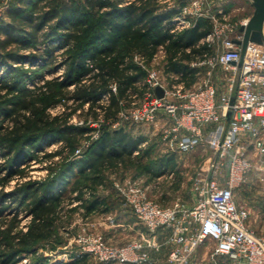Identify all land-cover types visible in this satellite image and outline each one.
<instances>
[{
    "label": "trees",
    "instance_id": "1",
    "mask_svg": "<svg viewBox=\"0 0 264 264\" xmlns=\"http://www.w3.org/2000/svg\"><path fill=\"white\" fill-rule=\"evenodd\" d=\"M25 1L27 7H11L10 20L0 24L6 33L0 39V60L40 58L55 64L53 69L61 62L65 71L50 78L41 73L40 83L27 88L20 84L26 71L20 68L11 74L18 68L10 63L0 81V158L4 160L0 185L8 184L15 174L24 176L26 162L40 158L38 152L45 144L55 140L60 145L44 152L50 172L46 178L18 182L9 198L0 191V264H19L29 252L38 255L42 240L61 242V222L80 207L87 213L109 211L107 198L97 194L107 184L106 171L132 165L155 178L175 168L173 155L147 163L150 147L134 153L143 137L123 124L113 128L111 123L148 90L147 71L136 56L151 65L162 48L164 72L178 74L175 82L191 87L201 69L190 63L212 49L201 42L214 27L209 17L198 16L192 26L171 31L169 25L179 10H163L161 0ZM40 41L44 45L35 52L20 53ZM57 49H61L59 60ZM61 103L64 110L52 113ZM74 117L82 123H73ZM98 120L103 129L88 143L96 130L91 124ZM4 168L8 175L1 174ZM21 215L30 217L25 229L20 226ZM31 264L47 263L37 257Z\"/></svg>",
    "mask_w": 264,
    "mask_h": 264
},
{
    "label": "built area",
    "instance_id": "2",
    "mask_svg": "<svg viewBox=\"0 0 264 264\" xmlns=\"http://www.w3.org/2000/svg\"><path fill=\"white\" fill-rule=\"evenodd\" d=\"M186 12L172 19L171 31L191 25L187 26L190 20ZM208 17L214 27L202 42L212 47L217 41L218 48L191 63L204 66V75L189 88L182 83L170 85L161 79L160 70L136 56L147 71L144 83L148 90L139 105L124 108L111 126L118 128L124 120L149 123L164 114L163 141L168 149L188 153L207 144L219 154L217 166L227 162V174H197L193 182L196 200L192 204L177 199L163 206L149 197L138 180L118 184L123 204L144 227L139 235L127 243L114 244L102 232L85 231L79 237L78 249L55 256L50 264L73 262L86 255L92 256L95 264H194V252L207 241L213 243L215 254L224 255L233 264H264V236L251 228L250 210L238 203L235 194L255 166L250 152L260 156L264 166V23L263 42L249 40L243 52L242 43L237 41L244 40L240 27L247 26L250 18L229 24L224 21L226 17ZM162 52L161 48L154 60ZM216 68L225 75L221 86L214 80L218 78ZM157 85L164 88L162 97L155 91ZM262 165L259 168L264 169ZM109 220L122 226L114 218ZM161 230L168 231L164 240L159 237ZM165 247L167 256L160 261L151 251Z\"/></svg>",
    "mask_w": 264,
    "mask_h": 264
},
{
    "label": "rangeland",
    "instance_id": "3",
    "mask_svg": "<svg viewBox=\"0 0 264 264\" xmlns=\"http://www.w3.org/2000/svg\"><path fill=\"white\" fill-rule=\"evenodd\" d=\"M61 2H74V3H83L84 0H60ZM182 0H162L160 1L163 5V8L166 10L172 8H178ZM185 4L182 7V11H187L186 15H189L190 23L187 24L192 26L194 20L198 16L208 17L209 15L216 14L220 9H223V12L227 11L226 21L229 24L240 23L246 18H250L253 15L255 6L252 3V0H185ZM27 7V1L25 0H0V24H4L10 20L8 16V10L14 6ZM54 22V20H53ZM188 26V27H190ZM184 29L183 27L178 30ZM235 34V33H234ZM6 33L0 29V39H4ZM43 41V40H42ZM55 43L56 40H54ZM36 47H31L27 50H21L20 53H30L35 52L36 48L43 47L44 43L37 42ZM211 52H215L218 48V42L215 41L212 44ZM210 52V53H211ZM57 56L56 59H60V50L54 52ZM158 57L151 63V68L160 70L161 79L165 83L170 85L179 84L175 80L178 78L176 74H166L164 72V62L165 58L163 56ZM34 61L30 62L26 59L24 62H4L0 60V81L6 75V72L9 71V66H13L16 69L11 74L19 73L20 68L26 72L22 75L20 84L27 88H34L37 84L40 83L42 74L46 78L57 74H62L65 69L61 65V62H57L56 68H52L55 64H50L40 58H33ZM8 63V66L5 67V64ZM11 63V65H10ZM201 73L199 77L201 78L206 69L204 66H199ZM50 69V70H49ZM53 69V70H51ZM218 75L214 77L219 85L221 86L225 83V75L216 68ZM42 73V74H41ZM200 80V79H199ZM106 99H103L105 101ZM141 99L137 101L140 103ZM135 103L137 106L139 104ZM65 104L61 103L57 107L53 108L52 113L61 112L64 110ZM2 119V118H0ZM101 120L93 122L91 125L96 127V130L93 132L91 137L87 139L89 143L92 139L97 138L100 132L103 129V126L100 123ZM167 121V117L164 114H159L153 122H135L130 120H124L123 125L128 130H131L135 135L145 136L148 138L149 143L145 147H150L151 155L146 159L147 163H157L164 155L168 153H173L175 157V170L172 172V167L165 169V173L155 178H150L148 175L143 173L141 169L134 168L132 165L129 167H118L111 169L105 172L107 184L104 187H100L98 195H104L107 198V201L110 207V210L104 212L102 208L96 209L92 212L87 213L84 207H80L77 210L73 211L67 218L61 222V227L58 231L59 239L61 242L42 240L38 242L37 249L38 255H33L30 252L23 254L22 260L19 264H31L35 259L42 258L45 263L50 264L55 256L71 253L72 251L78 249L79 246V237L84 235L85 231L87 232H102L106 235L108 240L114 244H124L138 236L137 229L140 230V224L136 223L135 229L130 231L129 228H120L121 226L113 225L109 217L114 218L116 222L124 223L128 219L135 220V217H132L127 214L122 205V198L118 193L117 185L123 183L127 180H138V182L146 188L148 195L154 201L160 203L163 206L172 205L177 199L181 201L192 204L191 202V189L194 182L195 175L198 173L207 175V176H218L224 177L227 174L228 164L227 162L223 163L221 166H217L219 160V154L215 153L207 144H201L199 147L188 153H180L177 150L169 149L163 141V124ZM73 123H82V120L78 117L72 119ZM87 142L85 145H87ZM60 145L59 141H51L48 144H45L43 150L38 152V159H29L26 163L25 175L20 176L15 174L8 184L5 186L0 185V191L4 192V196L9 198L11 190H13L18 182L26 180H42L49 175L48 164L49 160H46L43 155L45 151L51 149H56ZM83 146V147H84ZM144 147V148H145ZM168 152V153H167ZM252 156L254 167L249 171L247 175V181L242 183L235 190L236 199L240 205L246 206L250 210V219L249 225L253 228L256 233L264 236V169L259 168L262 163L259 160L260 156L250 152ZM1 157V155H0ZM58 160V157L54 158ZM4 160L0 158V162ZM263 166V165H262ZM264 167V166H263ZM171 168V169H170ZM170 169V171H169ZM216 169H218L216 171ZM168 171V172H167ZM2 175H8V168H4L1 171ZM119 202V203H118ZM122 205V206H121ZM19 207V206H18ZM22 214V210H18ZM14 213H12L13 215ZM128 215V216H127ZM21 215L20 217H22ZM126 216V217H125ZM30 217H22L20 226L22 228L27 227V223ZM132 220V221H133ZM134 223L136 221H133ZM7 225V224H6ZM115 228L117 232L112 233L111 229ZM142 229V228H141ZM166 250V249H165ZM76 260H79L78 264H95V259L92 256H84L82 258L75 259L73 262L63 261V264L74 263ZM194 264H233V261L224 255L214 253V245L211 241H207L205 244L201 245L194 252Z\"/></svg>",
    "mask_w": 264,
    "mask_h": 264
},
{
    "label": "crops",
    "instance_id": "4",
    "mask_svg": "<svg viewBox=\"0 0 264 264\" xmlns=\"http://www.w3.org/2000/svg\"><path fill=\"white\" fill-rule=\"evenodd\" d=\"M162 1V0H161ZM183 2H184V4H185V0H182ZM181 1V2H182ZM181 2H180V5L178 6V8H172V9H177V10H179V12L177 13V14H175L174 16H173V18H176V17H178V16H182L184 13H183V11H182V7L183 6H181ZM252 3H253V0H252ZM163 10H166V9H164L163 8ZM254 13V12H253ZM187 14V13H186ZM216 15L217 16H219L220 18H225L226 17V15H227V11L226 12H223V9H220L217 13H216ZM172 18V19H173ZM186 18L189 20L190 18H189V15H186ZM191 21V20H190ZM195 21V20H194ZM185 28H187V27H185ZM202 42V41H201ZM162 55L161 56H163L164 58H165V52L163 51L162 53H161ZM197 61V60H196ZM194 62V61H193ZM192 63V62H191ZM190 63V64H191ZM166 74H173V73H166ZM175 74V73H174ZM177 76H178V78H179V75L178 74H176ZM177 78V79H178ZM180 83H182V82H180ZM183 85H184V83H182ZM195 84V83H194ZM193 84V85H194ZM192 85V86H193ZM185 86V85H184ZM191 86V87H192ZM186 87V86H185ZM186 88H189V87H186ZM134 134V133H133ZM135 135V134H134ZM137 136H139V135H137ZM143 137V140L141 141V143H140V145H139V147L134 151V153L135 154H138L139 153V151H140V149L141 148H144L148 143H149V141H148V138H146L145 136H142ZM168 152H169V149H168ZM167 152V153H168ZM171 154H173V153H171ZM170 153H168L167 155H171ZM174 156V155H173ZM171 169V168H170ZM170 169H169V171H170ZM174 170H175V168L174 169H172V172H171V174L172 173H174ZM168 172V171H167ZM163 173H165V171L163 172ZM162 173V174H163ZM161 174V175H162ZM199 174V173H198ZM158 176H160V175H158ZM196 176V175H195ZM191 202L193 203L195 200H196V193H195V191L193 190V185H192V189H191ZM102 197H105L106 198V196H104V195H101ZM109 201V200H108ZM122 202H123V200H122ZM119 203V202H118ZM122 205H123V208L127 211L128 210V212H127V214H129V216L130 217H132V215H133V213H132V211H131V209L129 208V207H127V206H125L123 203H122ZM121 205V206H122ZM128 216V215H127ZM134 216V215H133ZM126 217V216H125ZM135 217V216H134ZM133 220V218L131 219H128L126 222H124V223H120V224H122V226L120 227V228H129V230L130 231H132V230H134L135 229V225H133V224H136L137 223V219L135 218V220H133V221H136L135 223L132 221ZM141 227H140V230L139 229H135L136 231H137V234L139 235V233L143 230V226L142 225H140ZM142 228V229H141ZM111 232L112 233H116L117 234V232L118 231H116V229L115 228H112L111 229ZM167 233H168V231H166V230H161V231H159V237L162 239V240H164L165 239V236L167 235ZM166 249V250H165ZM167 251H168V248L167 247H165L164 249H162L161 251H151L152 252V254L154 255V256H156V257H158L159 258V260L160 261H163L165 258H166V256H167Z\"/></svg>",
    "mask_w": 264,
    "mask_h": 264
},
{
    "label": "water",
    "instance_id": "5",
    "mask_svg": "<svg viewBox=\"0 0 264 264\" xmlns=\"http://www.w3.org/2000/svg\"><path fill=\"white\" fill-rule=\"evenodd\" d=\"M253 4L255 6V10L253 15L250 17V20L247 26L242 25L240 30L244 32V40L237 41L238 43H242L243 52L245 50L246 44L249 40L262 43L263 42V23H264V0H253ZM155 91L159 97L164 95V88L161 85H157L155 87ZM234 101V97L231 98V103ZM230 115V111L228 112V116Z\"/></svg>",
    "mask_w": 264,
    "mask_h": 264
}]
</instances>
